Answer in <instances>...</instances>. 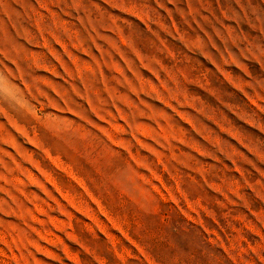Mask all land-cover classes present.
Segmentation results:
<instances>
[{
	"label": "rangeland",
	"instance_id": "374dc122",
	"mask_svg": "<svg viewBox=\"0 0 264 264\" xmlns=\"http://www.w3.org/2000/svg\"><path fill=\"white\" fill-rule=\"evenodd\" d=\"M0 264H264V0H0Z\"/></svg>",
	"mask_w": 264,
	"mask_h": 264
}]
</instances>
